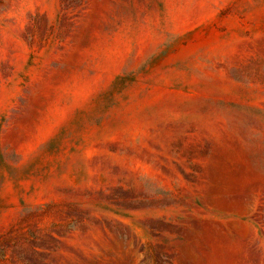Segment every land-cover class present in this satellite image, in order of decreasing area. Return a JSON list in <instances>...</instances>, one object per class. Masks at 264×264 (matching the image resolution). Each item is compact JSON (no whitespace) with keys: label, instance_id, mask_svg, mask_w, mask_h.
Here are the masks:
<instances>
[{"label":"rangeland","instance_id":"1","mask_svg":"<svg viewBox=\"0 0 264 264\" xmlns=\"http://www.w3.org/2000/svg\"><path fill=\"white\" fill-rule=\"evenodd\" d=\"M0 264H264V0H0Z\"/></svg>","mask_w":264,"mask_h":264}]
</instances>
